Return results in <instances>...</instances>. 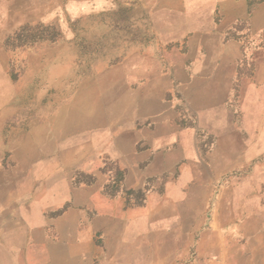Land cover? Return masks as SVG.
Segmentation results:
<instances>
[{"label":"crops","instance_id":"0c3cea01","mask_svg":"<svg viewBox=\"0 0 264 264\" xmlns=\"http://www.w3.org/2000/svg\"><path fill=\"white\" fill-rule=\"evenodd\" d=\"M232 8L229 20H250L253 49L192 37L167 81L180 98L160 95L145 117L85 128L61 148L39 142L41 127L13 143L0 264H264V8ZM103 163L122 173L114 191L102 189Z\"/></svg>","mask_w":264,"mask_h":264},{"label":"rangeland","instance_id":"374dc122","mask_svg":"<svg viewBox=\"0 0 264 264\" xmlns=\"http://www.w3.org/2000/svg\"><path fill=\"white\" fill-rule=\"evenodd\" d=\"M237 1L0 0V170L15 168L13 143L33 140L38 127L39 142L61 148L85 128L141 119L161 96L180 98L167 81L197 48L194 36L218 32L253 49L248 17H226ZM244 1L248 14L264 8V0ZM102 174V189L116 190L120 169L103 163Z\"/></svg>","mask_w":264,"mask_h":264}]
</instances>
